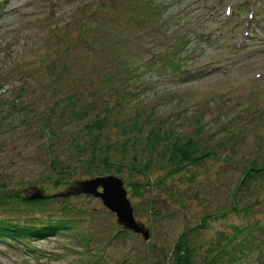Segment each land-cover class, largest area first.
Listing matches in <instances>:
<instances>
[{"label": "rangeland", "instance_id": "1", "mask_svg": "<svg viewBox=\"0 0 264 264\" xmlns=\"http://www.w3.org/2000/svg\"><path fill=\"white\" fill-rule=\"evenodd\" d=\"M181 34L174 62L204 73L183 82L161 55ZM250 165L264 168V0H0V218L70 219L23 245L37 261L0 246V264H264ZM95 176L121 181L148 240L73 193Z\"/></svg>", "mask_w": 264, "mask_h": 264}, {"label": "trees", "instance_id": "2", "mask_svg": "<svg viewBox=\"0 0 264 264\" xmlns=\"http://www.w3.org/2000/svg\"><path fill=\"white\" fill-rule=\"evenodd\" d=\"M184 35L181 34L178 37H176L174 39L173 44H171L169 48H165L164 52L161 53V55L163 54L167 55L168 57L167 61H169L170 63L171 62L175 63L176 61L174 62V55H177V56L180 55L184 49H187L188 52L191 51L189 49V44L191 43L190 37H188L186 34ZM185 39L186 40L189 39V40L185 41ZM183 41H185V43L188 45L187 47H184V48L181 47ZM143 53L149 56L154 55L152 49H149L146 51L144 49ZM187 63L189 64L190 61H188ZM149 64H152V63H149ZM176 64L180 65V66L177 65L178 67L176 66V71L179 73V75L174 80L181 79V81L183 82L186 79L185 78L186 75L191 76V75H197V74L199 75L204 74L202 73L203 70L201 69V66L199 65L186 64L185 66H183L180 64V62H176ZM60 71H62L61 68H59V71H57V73ZM49 128H50L49 126L45 127L46 130H49ZM154 138L156 139V137ZM49 147L47 149V152L49 151ZM177 151L182 157H185L180 152V150H177ZM55 165L56 164H53L52 162H50L48 164V168H50V170L53 171V173L57 174ZM261 172L262 173L264 172V168L250 165V167H247L244 169L242 179L240 180L239 185L243 184L245 181L246 182L252 181V179L255 176L259 175ZM97 177H100V176H95L92 178H97ZM92 178H88V179H92ZM84 180H87V179H84ZM19 200L23 203H41V201L39 200H32L34 202H30V200H27L26 198L24 199L22 198ZM69 222H70V219L67 217H64L63 219L61 218L50 219L48 222H46L43 225H31L32 223L13 222L6 218H0V246L2 247L6 246L7 249L15 248L14 251H17V252H14L16 253L15 255H18L21 258L23 257L26 258L27 256H29L33 260L37 261L38 257L41 256L40 255L41 253L36 252V250H32L33 252H30L25 247H23V245L25 243L41 241L46 238H53L56 235H63V233L67 232L70 229L68 226ZM173 253L174 254L176 253V248H174Z\"/></svg>", "mask_w": 264, "mask_h": 264}, {"label": "water", "instance_id": "3", "mask_svg": "<svg viewBox=\"0 0 264 264\" xmlns=\"http://www.w3.org/2000/svg\"><path fill=\"white\" fill-rule=\"evenodd\" d=\"M73 193H81L99 199L102 206L114 214L118 225L124 230L140 234L143 240H148L147 230L134 221L126 193L121 181L117 178L108 176L82 180L77 182ZM41 198L39 193H35L30 199L38 200Z\"/></svg>", "mask_w": 264, "mask_h": 264}]
</instances>
